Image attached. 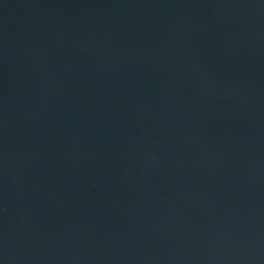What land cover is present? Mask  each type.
<instances>
[{"label":"water","instance_id":"95a60500","mask_svg":"<svg viewBox=\"0 0 264 264\" xmlns=\"http://www.w3.org/2000/svg\"><path fill=\"white\" fill-rule=\"evenodd\" d=\"M0 264H264V0H0Z\"/></svg>","mask_w":264,"mask_h":264}]
</instances>
